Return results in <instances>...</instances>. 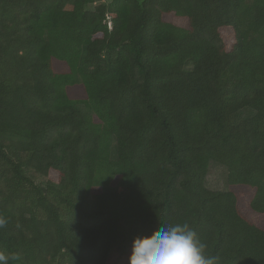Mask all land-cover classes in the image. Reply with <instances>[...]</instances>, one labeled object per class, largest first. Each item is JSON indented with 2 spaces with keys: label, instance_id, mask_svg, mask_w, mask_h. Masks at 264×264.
Listing matches in <instances>:
<instances>
[{
  "label": "trees",
  "instance_id": "16d2710c",
  "mask_svg": "<svg viewBox=\"0 0 264 264\" xmlns=\"http://www.w3.org/2000/svg\"><path fill=\"white\" fill-rule=\"evenodd\" d=\"M96 2L0 0V254L107 264L134 220L264 264V0Z\"/></svg>",
  "mask_w": 264,
  "mask_h": 264
},
{
  "label": "clouds",
  "instance_id": "9594fccd",
  "mask_svg": "<svg viewBox=\"0 0 264 264\" xmlns=\"http://www.w3.org/2000/svg\"><path fill=\"white\" fill-rule=\"evenodd\" d=\"M6 220L0 218V227ZM207 245L187 223L164 225L148 236H136L130 246L127 264H217L218 257L206 254ZM16 256L0 254V264Z\"/></svg>",
  "mask_w": 264,
  "mask_h": 264
},
{
  "label": "rangeland",
  "instance_id": "374dc122",
  "mask_svg": "<svg viewBox=\"0 0 264 264\" xmlns=\"http://www.w3.org/2000/svg\"><path fill=\"white\" fill-rule=\"evenodd\" d=\"M73 0H70L68 7L72 6ZM105 2V0H97L96 4ZM90 6L89 9H92ZM167 21H171L175 25L183 26V21L175 17H167ZM84 112V109H82ZM243 117L251 116L249 111H242ZM113 154V151H112ZM37 185L44 186L45 180L36 179ZM205 187L210 191L226 192L230 189L233 190L238 200L242 204L249 202V196L253 194L252 191L244 192L242 187H229L227 183V169L216 162H210L208 167V173L205 179ZM142 236L138 223L134 220L120 223L115 243L110 251L107 264H125L127 263L128 255L130 254V246L134 237Z\"/></svg>",
  "mask_w": 264,
  "mask_h": 264
}]
</instances>
